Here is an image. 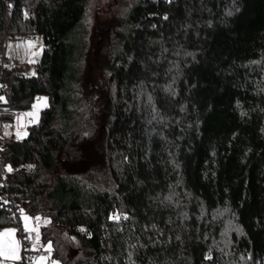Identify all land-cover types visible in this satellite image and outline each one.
<instances>
[{"label":"trees","instance_id":"trees-1","mask_svg":"<svg viewBox=\"0 0 264 264\" xmlns=\"http://www.w3.org/2000/svg\"><path fill=\"white\" fill-rule=\"evenodd\" d=\"M115 4L0 0V45L44 39L0 94L49 100L0 138V227L47 217L56 264H264V0Z\"/></svg>","mask_w":264,"mask_h":264},{"label":"rangeland","instance_id":"rangeland-1","mask_svg":"<svg viewBox=\"0 0 264 264\" xmlns=\"http://www.w3.org/2000/svg\"><path fill=\"white\" fill-rule=\"evenodd\" d=\"M116 1L117 0H88L85 17L87 26L92 28L95 25L98 26L103 23L102 21L107 15L114 11ZM22 36L17 35L10 37L8 40L9 49H13L20 60L26 61L29 71H33L35 68L34 61L43 49L44 39L42 34L38 32L32 33L27 38ZM48 103L47 94L40 93L35 95L29 106L18 108L19 112L16 117L18 119L17 125L22 133L17 136H22L27 132L29 122L39 121L41 108ZM20 217L23 230L33 232L35 237L33 245L34 250L30 253L28 252L31 264H56L55 259H49L52 252L51 241L41 242L40 237L41 222L44 220L47 221L48 218L45 216L41 217L39 214H33L24 208L20 209ZM22 236L23 233L17 231V223L0 227V250H3L5 253L4 255H0V259L6 258L12 260L14 264H24L22 257V245H24V243ZM13 251L18 258H7Z\"/></svg>","mask_w":264,"mask_h":264},{"label":"built area","instance_id":"built-area-1","mask_svg":"<svg viewBox=\"0 0 264 264\" xmlns=\"http://www.w3.org/2000/svg\"><path fill=\"white\" fill-rule=\"evenodd\" d=\"M28 36V34H23L22 37L27 38ZM8 40L9 38L6 37L5 42L0 45V64H12L18 71H26L28 64L26 61L24 62L20 60L14 53L13 49H9ZM18 112L19 109L14 108L5 98V96L0 94V138L17 136L18 134L22 133L21 129H19L17 125L18 119L16 117ZM7 170L8 164L1 152L0 141V183H5V175ZM20 225H22L21 221L17 223V227ZM22 237L25 249H31L35 242L34 233L24 230ZM22 257L24 260H26L29 258V255H22Z\"/></svg>","mask_w":264,"mask_h":264},{"label":"snow or ice","instance_id":"snow-or-ice-1","mask_svg":"<svg viewBox=\"0 0 264 264\" xmlns=\"http://www.w3.org/2000/svg\"><path fill=\"white\" fill-rule=\"evenodd\" d=\"M9 170H10V169H9ZM26 219H27V218H26ZM37 219H39V218H37ZM4 254H5L4 251H3V250H0V255H4ZM7 258L17 259L18 256H16L15 252L13 251V253H12L10 256H8Z\"/></svg>","mask_w":264,"mask_h":264},{"label":"crops","instance_id":"crops-1","mask_svg":"<svg viewBox=\"0 0 264 264\" xmlns=\"http://www.w3.org/2000/svg\"><path fill=\"white\" fill-rule=\"evenodd\" d=\"M15 53V52H14ZM16 54V53H15Z\"/></svg>","mask_w":264,"mask_h":264}]
</instances>
